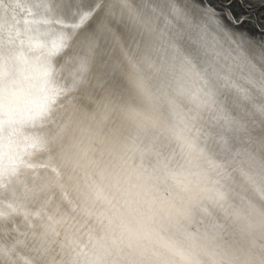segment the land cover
<instances>
[{
  "label": "bare ground",
  "instance_id": "6f19581e",
  "mask_svg": "<svg viewBox=\"0 0 264 264\" xmlns=\"http://www.w3.org/2000/svg\"><path fill=\"white\" fill-rule=\"evenodd\" d=\"M105 1L108 15L69 30L84 0H0V264H264V164L257 150L227 159L255 125L195 76L194 31L177 33L175 13ZM175 1L202 43L231 33L264 83L261 33L242 42ZM150 42L164 62H147Z\"/></svg>",
  "mask_w": 264,
  "mask_h": 264
},
{
  "label": "water",
  "instance_id": "95a60500",
  "mask_svg": "<svg viewBox=\"0 0 264 264\" xmlns=\"http://www.w3.org/2000/svg\"><path fill=\"white\" fill-rule=\"evenodd\" d=\"M191 1H193L203 10H209L217 14L221 19L224 20V22H227L229 24V27L231 29H237L243 38L242 42L246 40L244 38H249V40L252 39L256 42L257 40L253 39L252 37L255 34L258 35V33H261L262 40L264 41V0ZM155 3L157 5L159 4L158 6H161L165 10L167 9V12L175 13L178 18L183 21L181 23L182 25L178 26V28L176 29L177 33L178 30H183L185 28V24L188 28L191 29V31H194L192 38L196 39V42H194L196 46H193L192 49H189V47L191 46L186 45V50H190V59L187 63H189V61H193V57L199 59L200 63L207 64L208 62L207 66H204L203 64L200 65L199 63L198 68H193V70L196 71L195 76L199 77L201 80H206L207 83H210V85H212L211 80H218L219 82H213L217 85V92L220 91L221 93H223L227 100V104L228 102L229 104H233V106L238 109V113L241 112L242 115L250 118L247 121L248 123L251 121L255 125L254 128L256 129V131H253L252 129L253 133L251 131H248V133L246 130L244 135L238 134L239 137L235 139L236 142L231 145L229 150L230 156H227L229 164L228 168L232 167L230 166V164L233 165V162L235 161L234 157H238V155L241 154L240 152L242 151L246 150V155H250L251 152L252 154H254V150H257L256 153L258 154L259 152H261L260 150L264 151V83L262 81L260 82V80L255 79L252 83V81L248 79L249 76L253 75L246 70V68L250 65L249 60L244 57L247 56V53H242L235 49V46H237L238 43L234 41V38L231 37V33H228V36L224 35L222 31H220L222 35H218V33H210L209 36L206 37V39H209V41H204L205 43H202V35L206 33H202L203 29L201 30V27L198 26L200 28L199 29L196 25H194V23L187 19L186 15H184V13L180 11V9L177 10V3L175 0H155ZM108 5L109 1L105 0H84V3L82 5L75 6L76 9L74 8V10L77 11L72 10V12L63 15V20L61 21L60 25L63 28H67L69 30H77L81 28L82 25L86 23V21L91 18V16H93L95 12H97L96 20L99 21L101 18H104L106 15H108V13L105 14V11L108 10ZM160 16L163 15L161 14ZM179 19H177L176 22ZM162 20L163 18H160V21ZM153 23L155 24V22ZM156 31L163 34L161 28L159 30L157 29ZM185 31H187V29ZM254 31H257L258 33L255 32L254 34ZM161 36L165 38L164 34ZM260 44L262 45L263 43H258V45ZM253 45L255 48H258V45ZM67 48L68 46L66 45L64 47V50H66ZM160 54V49L154 43L152 44L150 42L145 59L147 60V62L155 59L158 60V62L162 63L165 60L163 57H161ZM168 54L169 55L167 56L170 57L171 53ZM239 58L240 61L237 60ZM236 61L238 63H236ZM209 62L213 64H209ZM229 63L233 68H235V72L237 73L239 67L246 70L247 73L242 70V80L237 79V77L232 72L228 73L227 75L225 74L229 69ZM170 69L172 70V66L170 67ZM254 74L257 75V73ZM243 75L248 79L250 83H247ZM214 76L216 78H214ZM220 77H223L225 81L222 82L220 80ZM255 78L257 79V76H255ZM214 84L213 86H215ZM239 96H245L246 99H240ZM185 98L186 96H184L183 94L182 97L178 98V102H182V100H184ZM192 104L193 102H190V100H186L183 107H181L184 111H186L191 108L189 106H191ZM231 112L235 113V110L230 109L229 112L231 119L234 120L235 118L233 119ZM229 136L230 140L233 139V135L231 133H229ZM164 147L169 149L168 145ZM160 148H162V146H160ZM258 154L254 156V159L256 160L254 164L257 166L261 165L263 167L262 163L264 164V159L260 158ZM230 157H232V159ZM255 192L256 190L253 191V194H256ZM196 221L200 222L201 219L198 217L196 218Z\"/></svg>",
  "mask_w": 264,
  "mask_h": 264
},
{
  "label": "rangeland",
  "instance_id": "374dc122",
  "mask_svg": "<svg viewBox=\"0 0 264 264\" xmlns=\"http://www.w3.org/2000/svg\"><path fill=\"white\" fill-rule=\"evenodd\" d=\"M264 16V15H263Z\"/></svg>",
  "mask_w": 264,
  "mask_h": 264
}]
</instances>
